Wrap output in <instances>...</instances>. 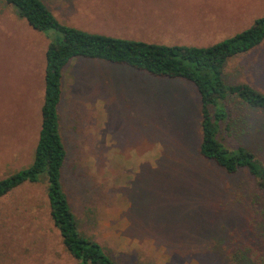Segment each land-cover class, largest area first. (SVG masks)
<instances>
[{"label": "rangeland", "instance_id": "374dc122", "mask_svg": "<svg viewBox=\"0 0 264 264\" xmlns=\"http://www.w3.org/2000/svg\"><path fill=\"white\" fill-rule=\"evenodd\" d=\"M39 1L87 33L194 47L264 15V0ZM53 37L0 1V179L31 161ZM222 75L264 94V40ZM154 81L95 59L74 58L61 71L60 181L79 233L118 264H264V196L245 171L229 176L197 156L193 87ZM233 116L224 144L247 146L264 165V113ZM0 264H74L48 219L43 183L0 198Z\"/></svg>", "mask_w": 264, "mask_h": 264}, {"label": "trees", "instance_id": "16d2710c", "mask_svg": "<svg viewBox=\"0 0 264 264\" xmlns=\"http://www.w3.org/2000/svg\"><path fill=\"white\" fill-rule=\"evenodd\" d=\"M0 1L11 6L33 30L54 35L44 50L43 93L32 158L27 167L0 179V198L21 186L43 183L48 219L74 264H118L97 242L79 233L61 187L65 149L59 133L57 107L61 71L74 58L130 68L145 74L153 86L154 80L189 83L198 101L197 156L229 176L245 171L264 196V165L247 146L241 143L227 146L222 136L226 132L229 137L230 124L236 125L233 113L235 117H243L246 111L264 113L263 93L247 84H227L222 75L229 59L245 54L264 40V15L231 37L207 47H194L87 33L59 23L39 0Z\"/></svg>", "mask_w": 264, "mask_h": 264}, {"label": "crops", "instance_id": "0c3cea01", "mask_svg": "<svg viewBox=\"0 0 264 264\" xmlns=\"http://www.w3.org/2000/svg\"><path fill=\"white\" fill-rule=\"evenodd\" d=\"M167 45H171V44H167ZM173 45H176V44H173Z\"/></svg>", "mask_w": 264, "mask_h": 264}]
</instances>
